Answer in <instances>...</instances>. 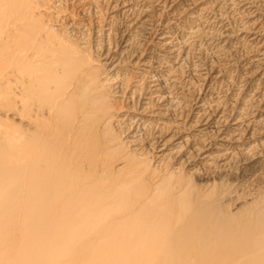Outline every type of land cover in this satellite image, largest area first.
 <instances>
[{"label": "bare ground", "instance_id": "6f19581e", "mask_svg": "<svg viewBox=\"0 0 264 264\" xmlns=\"http://www.w3.org/2000/svg\"><path fill=\"white\" fill-rule=\"evenodd\" d=\"M44 1L0 0V264H264V203L238 222L182 181L209 141L191 144L171 71L107 77L69 0ZM118 92L129 106L108 103Z\"/></svg>", "mask_w": 264, "mask_h": 264}, {"label": "rangeland", "instance_id": "374dc122", "mask_svg": "<svg viewBox=\"0 0 264 264\" xmlns=\"http://www.w3.org/2000/svg\"><path fill=\"white\" fill-rule=\"evenodd\" d=\"M48 1H44L48 6L57 3L54 0ZM71 1L62 4L69 14L66 15L71 17L72 21H81L86 25V29H83L85 35L90 31L88 33L90 35L87 36L90 38L84 40L87 41L85 47L86 50L90 48L88 54L97 59V64L103 68L101 70L104 71V75L107 77L113 75V78L119 74L121 78L118 80H121L125 75L134 77L139 73L146 74L148 71L154 73L171 71L177 80L178 87L174 90L182 97L181 111L184 110L182 112L184 116L181 117V122H185L188 127L186 134L194 139L191 144L203 147L205 144L202 141L205 137H208L209 141L200 153H193L190 164L181 169L184 171L181 172L183 174L181 177L185 178H182V181L189 183L187 189L190 190L192 187L190 185H194L192 188L194 190L191 191L213 192L214 199L217 200L216 206L221 209V214L223 210L225 216L232 217L233 214L232 218L235 219L237 216L235 221L238 222L239 219L245 220L246 216H251L257 210L262 212L264 205V0H93L95 5L93 4L89 9L86 3L80 2L84 5L82 6L79 2L75 4ZM87 10H91L90 13ZM99 12L100 14L96 15ZM97 16L101 19L99 20ZM63 17L65 18L63 24L56 27L67 28V24L72 22L66 16ZM95 35L100 36L99 39ZM67 36L75 40L73 35ZM178 50L182 52H177ZM113 87L115 92L120 90L117 84ZM122 96L123 94L118 92L107 96L106 99L111 105L115 104V109L120 103V107L125 108L130 104L124 102V105L123 100H120ZM241 111H244L243 114H240ZM241 115H244L243 118L246 120L242 119L239 130L234 132L236 126L232 119ZM212 122L217 124L216 127L220 130L210 128ZM244 123L249 127L247 128ZM117 132L118 127L115 126L113 133L116 136H118ZM218 132H223L221 135L228 136L230 141L219 140ZM235 133L239 135L235 137ZM126 136L125 133L122 134L119 141L124 147L127 146L123 143ZM238 137L241 139L238 140ZM226 148H229L227 150L230 153H225ZM126 151L129 152L130 148ZM210 152L223 155L214 160L202 159ZM175 156L177 155L170 154L168 166H178L179 157L175 158ZM187 156L188 153L183 157ZM169 168L167 167V170ZM195 169H198L197 173L193 172ZM251 207L253 211L256 207L257 210L253 212ZM246 209L248 212L246 211V215L243 213L244 218L240 217ZM225 211L230 214L226 215Z\"/></svg>", "mask_w": 264, "mask_h": 264}]
</instances>
